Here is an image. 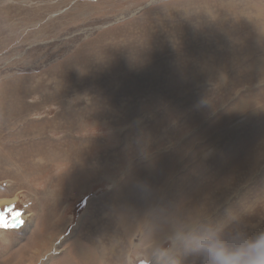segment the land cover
Returning <instances> with one entry per match:
<instances>
[{
	"label": "rangeland",
	"instance_id": "374dc122",
	"mask_svg": "<svg viewBox=\"0 0 264 264\" xmlns=\"http://www.w3.org/2000/svg\"><path fill=\"white\" fill-rule=\"evenodd\" d=\"M12 208L0 264H205L194 238L264 235V0H0Z\"/></svg>",
	"mask_w": 264,
	"mask_h": 264
},
{
	"label": "clouds",
	"instance_id": "9594fccd",
	"mask_svg": "<svg viewBox=\"0 0 264 264\" xmlns=\"http://www.w3.org/2000/svg\"><path fill=\"white\" fill-rule=\"evenodd\" d=\"M192 250L205 259V264H264V235L229 245L214 234L192 241ZM165 254L158 253V258Z\"/></svg>",
	"mask_w": 264,
	"mask_h": 264
},
{
	"label": "snow or ice",
	"instance_id": "6c2138e0",
	"mask_svg": "<svg viewBox=\"0 0 264 264\" xmlns=\"http://www.w3.org/2000/svg\"><path fill=\"white\" fill-rule=\"evenodd\" d=\"M24 220L22 213L16 211L14 208L7 212H0V229L11 230L22 227Z\"/></svg>",
	"mask_w": 264,
	"mask_h": 264
},
{
	"label": "bare ground",
	"instance_id": "6f19581e",
	"mask_svg": "<svg viewBox=\"0 0 264 264\" xmlns=\"http://www.w3.org/2000/svg\"><path fill=\"white\" fill-rule=\"evenodd\" d=\"M141 47H143V46H141ZM73 64V63H72ZM7 101V100H6ZM70 112V111H69ZM11 203V202H10Z\"/></svg>",
	"mask_w": 264,
	"mask_h": 264
}]
</instances>
